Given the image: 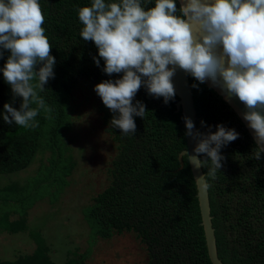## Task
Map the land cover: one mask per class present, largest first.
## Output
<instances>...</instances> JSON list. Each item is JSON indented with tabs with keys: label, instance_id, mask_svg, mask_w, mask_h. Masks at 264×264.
I'll return each mask as SVG.
<instances>
[{
	"label": "trees",
	"instance_id": "obj_1",
	"mask_svg": "<svg viewBox=\"0 0 264 264\" xmlns=\"http://www.w3.org/2000/svg\"><path fill=\"white\" fill-rule=\"evenodd\" d=\"M44 15L50 55L55 58L54 78L44 90L31 83L50 112L38 110L35 127L9 125L3 120L4 104L19 110L22 97L15 96L5 81L2 69L10 51L0 46V174L17 173L28 168L39 152L51 154L43 179L55 187L53 202L75 166L63 137L71 129L68 106L72 91L83 82L92 87L104 81H115L123 73L111 75L103 71L105 62L99 57L93 41H84L78 12L91 7L93 0H38ZM106 3L117 0H105ZM142 6L154 7L155 0H141ZM177 6L179 3L177 1ZM95 59L100 61L99 66ZM42 66L38 63L34 71ZM195 109L196 133L202 139L217 131V125L234 129L235 141L220 149L224 159L215 178L207 176L211 161L201 170L207 184L211 223L217 256L223 264H264V154L253 158L257 144L236 113L213 90L188 76ZM196 85V87H193ZM145 105L143 118L133 116L134 134H123L112 127L118 115L108 109L99 97L98 111L113 142L118 146L110 169V184L82 211L91 238L110 239L115 234L134 233L145 246L148 264H211L197 200V189L187 157L186 135L178 98L167 104L163 97L148 93L142 85L133 98ZM31 108H38L30 103ZM11 118V117H10ZM203 122V123H202ZM199 159L208 160L206 154ZM24 187L10 184L0 189V202L19 204L20 218L0 216V232L26 233L35 248L31 254L17 256L0 264H57L51 261L49 248L39 232L29 230L26 215L33 203L24 195ZM87 253H74L62 264H85Z\"/></svg>",
	"mask_w": 264,
	"mask_h": 264
},
{
	"label": "clouds",
	"instance_id": "obj_2",
	"mask_svg": "<svg viewBox=\"0 0 264 264\" xmlns=\"http://www.w3.org/2000/svg\"><path fill=\"white\" fill-rule=\"evenodd\" d=\"M78 16L83 25L80 36L98 48L105 62L103 71L123 73L114 82L95 86L103 104L118 113L111 120L112 127L123 134L135 133L133 116L143 118L146 112L143 103L133 104L142 85L150 95L163 97L165 104L174 99L172 77L179 68L244 104L243 118L256 137L252 155L260 159L264 152V0H181L179 7L177 0H155L154 7L147 9L141 0H93L91 7L79 9ZM44 19L38 0H0V46L10 51L3 77L13 94L22 97L19 110L4 104L6 124L35 127L31 122L38 110L51 111L31 83L38 78L35 87L43 91L49 78H54L56 61L50 55ZM94 60L99 66L100 61ZM38 63L42 66L34 71ZM30 103L38 108H31ZM184 120L186 135H193V122ZM216 128L199 139L194 154H180L194 168L210 160L207 176L213 178L222 167L221 147L239 136L223 125ZM200 154L208 160L199 159ZM205 177L196 180L201 187H207Z\"/></svg>",
	"mask_w": 264,
	"mask_h": 264
},
{
	"label": "rangeland",
	"instance_id": "obj_3",
	"mask_svg": "<svg viewBox=\"0 0 264 264\" xmlns=\"http://www.w3.org/2000/svg\"><path fill=\"white\" fill-rule=\"evenodd\" d=\"M99 96L90 82L80 83L71 93L68 114L71 129L63 140L75 163L67 186L52 202L55 187H48L43 174L51 154L39 152L32 164L17 173L0 174V189L10 184L24 187L33 203L26 215L29 230L39 232L49 248L52 262L62 264L74 253H87L85 264H148L145 246L134 233L110 239L91 238L82 211L111 181L110 169L118 146L113 142L98 111ZM19 204L0 202V216L20 218ZM35 245L26 233L0 232V260L12 261L31 254Z\"/></svg>",
	"mask_w": 264,
	"mask_h": 264
},
{
	"label": "water",
	"instance_id": "obj_4",
	"mask_svg": "<svg viewBox=\"0 0 264 264\" xmlns=\"http://www.w3.org/2000/svg\"><path fill=\"white\" fill-rule=\"evenodd\" d=\"M179 5L181 0H177ZM171 67V66H169ZM188 76L190 74L184 72L183 70L177 68L174 76L172 77V83L175 89L176 96L178 98V102L176 104L177 111H181L183 116V125L185 129V135L188 131V129L185 126V120L184 117L189 118L193 122V135L189 136L186 135V152L189 154H194V148L197 146V137H196V125H195V109L193 104V98H192V92L189 85V79ZM204 84L213 90L218 96H220L229 106L232 108V110L236 113V115L240 118L242 123L245 125L248 133L251 135L253 140L256 143V137L255 132L252 130L248 122L244 120L243 113L247 111L244 104L239 101V99L235 96L228 97L222 91L211 84L210 81H205ZM261 115H264V111H261ZM264 154V152H262ZM179 158L181 156L179 155ZM192 176L194 178L196 189H197V200H198V206L201 216V226L203 228L204 232V238H205V244L207 248V254L211 261V264H223L220 259L217 256L216 251V245H215V236H214V230L211 223V216H210V205H209V197H208V191L207 187H201L199 184H197L196 180L199 177H204V174L200 168H194L191 163H188ZM206 182V181H205ZM202 183V181H200Z\"/></svg>",
	"mask_w": 264,
	"mask_h": 264
}]
</instances>
